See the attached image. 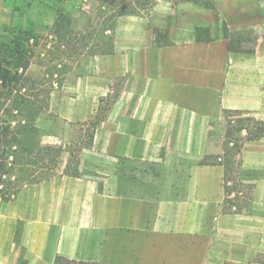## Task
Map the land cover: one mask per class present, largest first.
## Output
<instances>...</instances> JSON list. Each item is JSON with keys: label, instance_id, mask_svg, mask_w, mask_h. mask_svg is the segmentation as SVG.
I'll use <instances>...</instances> for the list:
<instances>
[{"label": "crops", "instance_id": "0c3cea01", "mask_svg": "<svg viewBox=\"0 0 264 264\" xmlns=\"http://www.w3.org/2000/svg\"><path fill=\"white\" fill-rule=\"evenodd\" d=\"M138 19L118 20L114 53L90 57L95 69L77 86L83 96L61 100L64 116L89 121L98 109L89 96H110L119 81L118 101L92 127L102 171L89 169L88 177L77 169L72 177L56 169L7 202L16 203L24 190L38 193L31 204L39 203L47 232L36 242L44 264H53L56 255L97 264H206L192 216L201 225L200 215L212 203L222 210L224 197L222 167L200 164L209 156L210 121L222 109L264 114V63L255 66L264 62V50L232 53L226 39L175 42L164 31L162 42L158 26ZM77 110L85 117L77 119ZM241 161L238 180L250 185L251 210L261 215L241 216L246 230L233 215L230 260L264 264V137L243 144ZM252 221L259 230L249 229Z\"/></svg>", "mask_w": 264, "mask_h": 264}, {"label": "rangeland", "instance_id": "374dc122", "mask_svg": "<svg viewBox=\"0 0 264 264\" xmlns=\"http://www.w3.org/2000/svg\"><path fill=\"white\" fill-rule=\"evenodd\" d=\"M79 1L73 0L72 2L80 4ZM210 1L213 9L161 0L150 12L144 13L137 21L144 20L147 25L151 23L158 26L161 30L157 32V35L162 42L168 35L170 36L168 40L183 41L190 36L194 37L196 31L201 38L208 36L210 41L226 39L232 53L249 55L255 49H258L259 53L264 50V0ZM69 3H65L64 7L70 14L76 16V9L72 8ZM83 3L87 4L86 1ZM59 6L61 3L58 0H0V42L3 43L11 39L16 32L15 29H25L28 25L33 27L36 34L47 37L55 18V10ZM118 22L113 32V38L119 32ZM126 22L129 21H121L122 24H126ZM128 25L135 24L129 23ZM28 48L34 52L26 74L38 81L39 79L45 80L44 83L48 82L51 86V82L48 81L50 77L48 73L50 70L53 71V65L46 64V59L43 58L49 45L46 43L45 47V42L41 40L37 47L31 49L28 45ZM93 60V58L83 56L65 61L69 67L67 70L70 72L64 77L62 87L54 86L50 91L48 108L40 114L36 121V125L40 129L42 144L57 146L63 150L56 174L62 175V173L65 174L77 168L81 171V175L89 177L92 176L89 175V169L99 168L101 172L105 162L99 147L91 145L92 141L89 136L93 131V122L103 119L107 115L106 110L118 101L117 92L121 87L119 81L112 85L113 92L110 96L99 98L96 95L89 96L92 107L95 105L98 108L94 118L89 121L75 122L73 118L64 116L61 108L63 98L76 100L78 96H83L82 92H78L77 86L80 80L84 82L86 76L92 75V69H95ZM262 63L264 62L257 61L256 69H262ZM257 79L258 76L255 80ZM49 85L36 86V92L40 98L49 90ZM70 104L73 105L72 101ZM74 106L73 109H76L77 106ZM86 113L84 110H77L74 114L69 111L67 115H77V119H82ZM245 116L264 121V114L248 112ZM229 119L236 120L235 117L226 118L220 111L210 121L205 142L209 156L221 153L224 129L226 121ZM98 176L100 177V175ZM245 185L247 186V184ZM246 192L247 195H245ZM251 196V187L248 190L245 187L242 191L239 189L237 192L233 191L230 198H232L235 207L231 209L230 213H227L226 209L219 211L216 203H212V208L208 206L205 217L200 215V219L205 221L201 225L197 222L199 216H192V219H196V222H193L196 225H192V229H198L200 226L201 240L198 244L206 249V264H231L233 215H239V227L245 230L248 228L247 221H241L246 220L241 216L261 215L260 211L251 210ZM37 198L38 193L32 189L21 192L16 203L15 201L9 204L0 202V264H44L40 258L42 247L38 246L36 242L39 243L42 236L43 239L46 238L47 232L44 229L45 223L39 220V203H35V206L31 204ZM250 210L251 212H249ZM254 222L252 221L250 224L251 231L259 230L260 224ZM52 235H55V232ZM261 243L262 240H260ZM255 260L260 261L259 257H256Z\"/></svg>", "mask_w": 264, "mask_h": 264}, {"label": "trees", "instance_id": "16d2710c", "mask_svg": "<svg viewBox=\"0 0 264 264\" xmlns=\"http://www.w3.org/2000/svg\"><path fill=\"white\" fill-rule=\"evenodd\" d=\"M72 1L58 0L61 6L55 10L47 37L36 34L33 27L28 25L25 29H15L11 39L0 42V202L13 200L22 187L37 185L56 173L63 150L42 144L36 121L48 108L50 91L54 86L62 87L64 77L70 72L65 61L83 56L112 55L113 32L118 20L122 17H141L161 0H80V4ZM168 1L213 9L210 0ZM67 2L76 9V16L64 7ZM194 37L196 42L210 41L208 36L201 38L196 31ZM41 40L45 42V47L46 43L49 45L43 58L46 64L53 65V71L48 73L51 86L48 82L44 83L45 80L38 81L26 74L34 52L29 50L28 45L33 49ZM43 84L49 85V90L40 98L36 86ZM221 114L226 118L235 117L236 120L226 121L221 153L204 156L200 164L222 167V210L230 213L235 207L230 198L233 191L250 188L238 180L243 144L264 137V121L246 117V112L238 110L223 109ZM99 121L93 122V127ZM89 138L92 139V134ZM65 174L76 177L77 168ZM53 264L97 263L56 255Z\"/></svg>", "mask_w": 264, "mask_h": 264}]
</instances>
